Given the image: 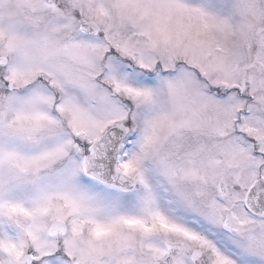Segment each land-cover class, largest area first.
Here are the masks:
<instances>
[{"label":"snow or ice","instance_id":"6c2138e0","mask_svg":"<svg viewBox=\"0 0 264 264\" xmlns=\"http://www.w3.org/2000/svg\"><path fill=\"white\" fill-rule=\"evenodd\" d=\"M0 264H264V0H0Z\"/></svg>","mask_w":264,"mask_h":264}]
</instances>
